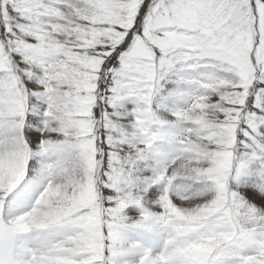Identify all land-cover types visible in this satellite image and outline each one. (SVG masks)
Listing matches in <instances>:
<instances>
[{"label":"snow or ice","instance_id":"obj_1","mask_svg":"<svg viewBox=\"0 0 264 264\" xmlns=\"http://www.w3.org/2000/svg\"><path fill=\"white\" fill-rule=\"evenodd\" d=\"M0 264H264V0H0Z\"/></svg>","mask_w":264,"mask_h":264}]
</instances>
